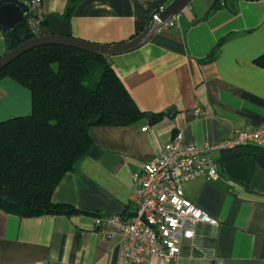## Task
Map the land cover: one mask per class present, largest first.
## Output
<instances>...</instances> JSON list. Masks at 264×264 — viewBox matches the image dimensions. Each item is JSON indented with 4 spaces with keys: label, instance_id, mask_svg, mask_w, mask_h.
<instances>
[{
    "label": "crops",
    "instance_id": "1",
    "mask_svg": "<svg viewBox=\"0 0 264 264\" xmlns=\"http://www.w3.org/2000/svg\"><path fill=\"white\" fill-rule=\"evenodd\" d=\"M173 2L81 0L66 20L69 0H41V35L119 45L142 34L160 5ZM215 4L193 0L174 27L136 50L109 56L151 119L90 130L91 148L53 194L55 204L89 214L19 218L0 211V264H126L118 241L97 235L94 218L128 214L135 175L165 144L179 132L185 143L202 146L228 140L238 129L264 127V69L255 63L264 55V0H224L212 10ZM5 53L0 28V59ZM31 113V93L0 80V123ZM244 151L213 155L218 181L201 177L183 184L186 198L221 226L214 259L184 256L173 264H264V168Z\"/></svg>",
    "mask_w": 264,
    "mask_h": 264
},
{
    "label": "trees",
    "instance_id": "2",
    "mask_svg": "<svg viewBox=\"0 0 264 264\" xmlns=\"http://www.w3.org/2000/svg\"><path fill=\"white\" fill-rule=\"evenodd\" d=\"M79 1L69 0L64 19L71 17ZM222 1L216 0L212 10L220 8ZM3 34L5 55L35 38L26 24ZM222 43L208 62L215 60ZM255 63L264 69V55ZM3 79L31 93L32 113L0 123V211L19 218L89 214L55 204V189L91 148L92 128L128 127L147 115L138 109L107 56L44 46L2 69ZM244 150L242 154L252 156L264 168V149Z\"/></svg>",
    "mask_w": 264,
    "mask_h": 264
},
{
    "label": "built area",
    "instance_id": "3",
    "mask_svg": "<svg viewBox=\"0 0 264 264\" xmlns=\"http://www.w3.org/2000/svg\"><path fill=\"white\" fill-rule=\"evenodd\" d=\"M20 2L28 9V30L35 38L41 36L45 22L41 0ZM165 10L160 5L151 23L159 20ZM178 18L163 24L159 32L174 27ZM247 147L264 149V127L238 129L228 140L202 146L185 143L184 134L177 133L135 175L128 214L94 218L97 235L117 240L119 254L126 264H145L151 259L173 264L184 256L214 259L218 245L216 229L221 223L186 198L183 184L201 177L218 181V162L213 155Z\"/></svg>",
    "mask_w": 264,
    "mask_h": 264
},
{
    "label": "water",
    "instance_id": "4",
    "mask_svg": "<svg viewBox=\"0 0 264 264\" xmlns=\"http://www.w3.org/2000/svg\"><path fill=\"white\" fill-rule=\"evenodd\" d=\"M193 0H174L164 13L160 15L159 20L153 21L145 31L132 41L119 45H96L77 39L62 36L41 35L24 44L18 46L0 59V71L22 55L44 46H63L85 51L91 54L102 56H113L136 50L149 43L159 33L160 27L176 19ZM27 7L20 1L0 0V28L3 32L14 29L15 27L26 24L25 13ZM171 111H168L170 114ZM151 119V115L147 116Z\"/></svg>",
    "mask_w": 264,
    "mask_h": 264
}]
</instances>
